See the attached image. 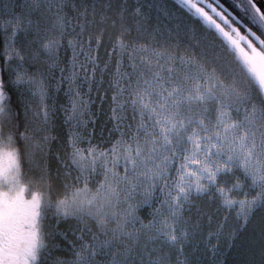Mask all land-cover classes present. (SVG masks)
I'll list each match as a JSON object with an SVG mask.
<instances>
[{"label": "snow or ice", "instance_id": "1", "mask_svg": "<svg viewBox=\"0 0 264 264\" xmlns=\"http://www.w3.org/2000/svg\"><path fill=\"white\" fill-rule=\"evenodd\" d=\"M232 7L0 0V264H264V11Z\"/></svg>", "mask_w": 264, "mask_h": 264}, {"label": "trees", "instance_id": "2", "mask_svg": "<svg viewBox=\"0 0 264 264\" xmlns=\"http://www.w3.org/2000/svg\"><path fill=\"white\" fill-rule=\"evenodd\" d=\"M222 3H223L226 7H228L229 9H231L233 12H235L237 15H239V12H238L237 10H235V9L232 7V0H222ZM198 26H199V25H198ZM253 30L256 31L255 28H254ZM241 31L244 32L243 29H241ZM257 34L260 35L259 32H257ZM214 38H215V37H214ZM250 38L253 40V42H255V43L258 44V42H257L253 37L250 36ZM261 38L264 39V36H261ZM218 42H219V41H218ZM107 45H108V41H107V39H105V41H104V46H103L102 49H101V55H103V50H104L105 47H107ZM258 45H259V44H258ZM231 58H232V57H231ZM97 106H99V101H97ZM103 109H104V111L107 110V104H104V105H103ZM105 119H106V117L103 115V113H101V114H100V121H99V124H103L104 121H105ZM97 139H99V127L97 128ZM35 190H37V189H35V188L32 189V191H35ZM25 195H26V198H30V197H28V194H27V193H25ZM241 250H243V249H241Z\"/></svg>", "mask_w": 264, "mask_h": 264}, {"label": "water", "instance_id": "3", "mask_svg": "<svg viewBox=\"0 0 264 264\" xmlns=\"http://www.w3.org/2000/svg\"><path fill=\"white\" fill-rule=\"evenodd\" d=\"M257 5L260 7L261 11H264V0H256Z\"/></svg>", "mask_w": 264, "mask_h": 264}, {"label": "rangeland", "instance_id": "4", "mask_svg": "<svg viewBox=\"0 0 264 264\" xmlns=\"http://www.w3.org/2000/svg\"><path fill=\"white\" fill-rule=\"evenodd\" d=\"M185 20H186L187 22H191L190 18L187 17V16L185 17ZM197 26H198V25H197ZM198 27H199V26H198ZM242 33H243V32H242ZM210 38H213V39H214V37H210ZM249 39H251V38L249 37ZM217 43H219V42L217 41ZM253 43H254V44H257V43H255V42H253ZM257 46L259 47L258 44H257ZM228 58H229V59H232L233 57L231 58V56H229Z\"/></svg>", "mask_w": 264, "mask_h": 264}]
</instances>
